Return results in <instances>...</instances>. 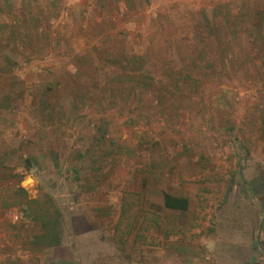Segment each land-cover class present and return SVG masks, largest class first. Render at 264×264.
I'll list each match as a JSON object with an SVG mask.
<instances>
[{
    "label": "rangeland",
    "instance_id": "374dc122",
    "mask_svg": "<svg viewBox=\"0 0 264 264\" xmlns=\"http://www.w3.org/2000/svg\"><path fill=\"white\" fill-rule=\"evenodd\" d=\"M8 187L59 244L1 192L0 264H264V0H0ZM127 193L145 243L115 237Z\"/></svg>",
    "mask_w": 264,
    "mask_h": 264
},
{
    "label": "trees",
    "instance_id": "16d2710c",
    "mask_svg": "<svg viewBox=\"0 0 264 264\" xmlns=\"http://www.w3.org/2000/svg\"><path fill=\"white\" fill-rule=\"evenodd\" d=\"M132 148L129 147L131 153ZM132 155V154H131ZM3 192L2 204L5 207L25 206V213L35 222H39L42 226L43 233L40 234V239L47 247L56 246L59 244L58 223L56 217L48 208L40 203L39 199H31L28 192L22 187H8L0 191V198ZM12 199L11 203L7 198ZM8 202V203H7ZM190 201L187 197L174 196L169 193H164V207L171 211L185 212L189 209ZM35 208V209H34ZM141 195L139 193H127L123 199V205L118 223L115 227V237L118 242L125 245L128 243L133 232L136 231L135 241L147 242L145 234L155 225L159 226V214L147 211L141 218ZM138 226V227H137Z\"/></svg>",
    "mask_w": 264,
    "mask_h": 264
}]
</instances>
